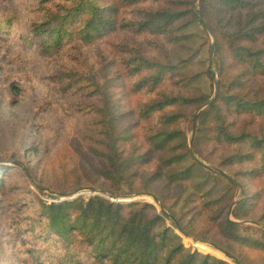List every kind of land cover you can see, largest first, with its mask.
<instances>
[{
  "label": "trees",
  "instance_id": "obj_1",
  "mask_svg": "<svg viewBox=\"0 0 264 264\" xmlns=\"http://www.w3.org/2000/svg\"><path fill=\"white\" fill-rule=\"evenodd\" d=\"M200 12L215 38L219 93L195 117L211 95L185 91L188 78L172 62L170 46L195 22L206 29ZM18 20L0 15V39L11 40ZM25 30L22 46L54 59L53 85L47 86L59 109L83 121L79 132L91 155L85 165L36 179L37 188L60 196L84 187L110 197L147 193L165 211L103 195L55 202L19 195L21 264H231L187 247L168 221L195 238L193 228L202 222L237 264H264V231L243 235L245 226L214 208L207 193L192 192L177 210L187 189L179 178L191 170L178 166L187 159L196 163L188 149L190 123L195 155L210 161L206 148H219L217 165L239 167L236 175L256 188L233 216L247 218L253 195L260 207L256 220L264 222V0H199V7L195 0H32ZM3 169L0 191L10 168Z\"/></svg>",
  "mask_w": 264,
  "mask_h": 264
},
{
  "label": "rangeland",
  "instance_id": "obj_2",
  "mask_svg": "<svg viewBox=\"0 0 264 264\" xmlns=\"http://www.w3.org/2000/svg\"><path fill=\"white\" fill-rule=\"evenodd\" d=\"M31 2L32 0H0V15L15 14L19 19L16 24V34H13L11 40L0 39V167L10 168L5 175L6 188L0 191V264L23 262L24 253L21 252L19 241L15 237L17 226L15 203L19 195H23L27 199L25 201L37 196L47 202L69 200L78 196L103 195L115 202H148L155 205L157 209L153 208L158 214L165 211L161 202L154 195L147 193L110 197L97 187H84L72 195L60 196L49 189L41 192L37 188L36 179L48 180L54 173L58 174L62 168L70 167L75 163L85 165L91 155L79 132L83 121L72 120L63 108L59 109V105L55 102L56 98L49 90L53 85L50 77L56 65L54 59L45 58L34 48H26L20 43V37L26 33L25 25L30 19ZM195 5L199 7V0H195ZM177 36L170 46V54L172 62L179 65L180 72L188 78L185 91L211 95L209 100L213 99L214 77L218 78L214 49L211 55L215 38L198 22L178 32ZM119 37L123 39L125 34L120 33ZM110 40H114V36ZM136 40L142 41L141 38ZM106 49L109 51L108 60L113 61L114 58L110 56L112 48L107 45ZM211 73L213 78L210 76ZM15 81H20L21 90L12 88V83ZM167 86L171 87L170 84ZM189 125L190 123L186 124L188 149L196 163L187 159L178 166L181 169L190 167L191 170L188 175L179 178L187 189L177 210L192 192L207 193V199L213 202L214 208L226 211L229 219L245 226L242 229L243 235L260 237V231H264V222L256 220L260 215V207L254 206L255 186L246 177L236 175L239 167L217 165L219 148L217 150L206 148L207 154L212 159L210 161L195 155L191 143L194 131H191ZM212 166L222 170L223 173L214 171ZM0 171L2 176L4 169ZM159 190L160 188H157L155 191ZM249 194H253L248 204L252 207L251 212L246 214L247 218L238 220L233 216V210ZM233 203L235 205L232 207ZM168 225L182 237L187 247L237 264L232 258L225 255L220 257L203 247L216 249L218 247L215 241H220V237L209 230L204 223L201 222L193 228L197 237H187L192 241L172 226L170 221ZM250 257L252 259L253 256ZM250 264H258V260L252 259Z\"/></svg>",
  "mask_w": 264,
  "mask_h": 264
},
{
  "label": "water",
  "instance_id": "obj_3",
  "mask_svg": "<svg viewBox=\"0 0 264 264\" xmlns=\"http://www.w3.org/2000/svg\"><path fill=\"white\" fill-rule=\"evenodd\" d=\"M199 16H200V19L201 21L203 22V24L205 25L207 31L209 32V34L213 37V33H212V30L208 24V22L206 21L205 17L202 15V13L200 12L199 13ZM214 46H215V43L212 44V50H211V55H213V49H214ZM214 85H215V93H214V97L213 99L211 100H208L206 103H204L201 107H199L195 113V117H197V115L200 113L201 110H203L204 108L208 107L215 99L216 97L218 96V93H219V85H218V78L215 76L214 77ZM214 171L216 172H219V173H223L222 170L216 168V167H211ZM235 182L237 183V181L235 180ZM97 191V190H96ZM100 192V191H99ZM235 205V203L232 204V207ZM231 210L232 208L230 209V212H229V216L231 214ZM179 232L184 235L185 237H188L181 229H179ZM218 251H220L223 255H225L226 257H230L232 258L233 260L237 261L236 258H234L233 256H231L229 253H227L226 251H224L223 249H220V248H216Z\"/></svg>",
  "mask_w": 264,
  "mask_h": 264
},
{
  "label": "bare ground",
  "instance_id": "obj_4",
  "mask_svg": "<svg viewBox=\"0 0 264 264\" xmlns=\"http://www.w3.org/2000/svg\"><path fill=\"white\" fill-rule=\"evenodd\" d=\"M155 199V198H154ZM156 200V199H155ZM157 201V200H156ZM220 252V251H219ZM221 253V252H220Z\"/></svg>",
  "mask_w": 264,
  "mask_h": 264
}]
</instances>
